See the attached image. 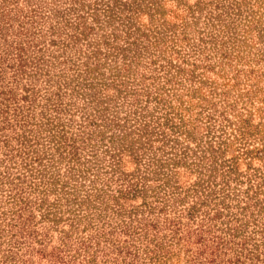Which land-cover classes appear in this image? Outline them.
<instances>
[{
    "label": "rangeland",
    "instance_id": "rangeland-1",
    "mask_svg": "<svg viewBox=\"0 0 264 264\" xmlns=\"http://www.w3.org/2000/svg\"><path fill=\"white\" fill-rule=\"evenodd\" d=\"M120 1L0 0V264H264V154L207 118L264 125V0Z\"/></svg>",
    "mask_w": 264,
    "mask_h": 264
},
{
    "label": "trees",
    "instance_id": "trees-1",
    "mask_svg": "<svg viewBox=\"0 0 264 264\" xmlns=\"http://www.w3.org/2000/svg\"><path fill=\"white\" fill-rule=\"evenodd\" d=\"M71 1V5H70V9L71 10H78L80 8H83L86 6V0H70ZM111 2L112 5L114 4H119V2H121L120 0H109ZM243 2H245V0H242ZM251 5L248 8V16H245V20L246 22H248L246 25H250V23H257L260 24L259 21L254 20V15L256 14L255 11L257 9V7H253V3H250ZM133 8L134 7H130ZM135 9H138L137 7ZM156 9V8H155ZM93 10V9H92ZM238 10V9H237ZM92 11L90 10V13ZM134 12L133 10L131 11V13ZM82 16L77 14V19H80ZM78 27H76L77 29L79 28H83V29H87L90 30L91 27L90 26H86L84 24L83 21L77 22ZM250 27V26H247ZM127 30H130V25L128 24L126 26ZM78 34H84L83 31H77ZM128 33V32H127ZM77 35H74V37H76ZM22 47H19V50H21ZM96 52L98 53V51L96 50ZM220 55H222V57H227L226 55H229V53L226 52V49H222V51L220 52ZM96 55H94L95 57ZM99 66L98 62H95L93 64V66L90 68V66L86 65L87 67V71H91L93 69H96ZM196 64L191 63L190 67H180L179 65H177L175 67L176 72H181L184 75V78L194 81V77L196 76ZM206 68V70H208L209 65H205L204 66ZM170 78H167V81H169ZM198 82H203L202 80H199ZM233 85V84H232ZM252 89L251 88H246V90L244 91H240L238 96L240 98V102H241V106L236 107V102L237 100H232V101H228L226 98L225 103L222 106V109L218 110L217 113L215 114L214 117H212V114H210V116L208 115L207 118L211 119L213 121H217L218 122V126H222L224 127V125H227V127L229 128V134L231 136V138H226V140L224 141L225 146L228 147L230 145L233 144L234 140H240L243 141V143L245 144V147L240 150L242 151V154H244L245 156H247L248 158L251 157H255L258 158L260 156V154H264V145L259 144V145H253L252 143L250 144L251 146H248L249 143L248 141H246L247 139L250 138V136H254L256 133H258V131L260 130H264V125L262 123H256L253 124L252 123V112L250 109H248L246 107V100H244L242 97L243 96H247L249 94V92H251ZM223 95L227 93V91H223L221 92ZM178 103H174V104H169L168 108L172 109V114L175 117V122L173 123V127L178 129V131L184 129V125L182 123L183 122V118L182 115L180 114V112H176V109H180L182 106V100L179 99L177 100ZM255 110H259V108H255ZM171 119V118H170ZM49 125V124H48ZM51 126V125H50ZM49 131L51 129V127H48ZM49 137L54 139L56 141V148L60 149L62 148V150H60L61 152L59 153V155H61V153L63 154L65 152V154L69 155L71 159L77 158V154H76V148L73 144V141H71V143H65V137L62 134H58V131L56 132V130L54 131V133L49 132ZM19 148L17 149V152L19 153V155L22 156V159H25V165H30V163H28V160H31L30 162H36L39 158L35 156V158H33L34 156L30 155V144L28 143V140L26 138H23V136H21V139L19 140ZM66 147H69L68 149ZM57 149V150H58ZM24 156V157H23ZM236 161V160H235ZM30 167L34 168L33 165H30ZM37 170V169H35ZM38 171V170H37ZM125 186L124 188H119L117 190V193L120 196L117 197H123V198H127V197H133L136 195V193L139 192L138 189V184L136 183H132L129 182L128 179H125ZM201 229V228H199ZM200 232H202L203 230H199ZM240 257V254L236 255V259L238 260ZM208 261V260H207ZM194 264H205L204 261H200L197 263V261L194 262Z\"/></svg>",
    "mask_w": 264,
    "mask_h": 264
}]
</instances>
